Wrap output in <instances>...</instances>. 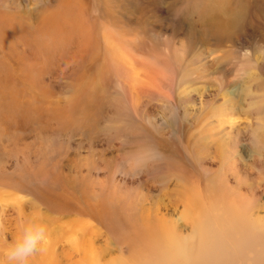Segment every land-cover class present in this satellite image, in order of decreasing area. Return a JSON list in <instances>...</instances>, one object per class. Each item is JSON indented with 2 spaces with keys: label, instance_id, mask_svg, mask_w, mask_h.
<instances>
[{
  "label": "rangeland",
  "instance_id": "1",
  "mask_svg": "<svg viewBox=\"0 0 264 264\" xmlns=\"http://www.w3.org/2000/svg\"><path fill=\"white\" fill-rule=\"evenodd\" d=\"M204 210L264 231V0H0V264L185 263Z\"/></svg>",
  "mask_w": 264,
  "mask_h": 264
},
{
  "label": "bare ground",
  "instance_id": "2",
  "mask_svg": "<svg viewBox=\"0 0 264 264\" xmlns=\"http://www.w3.org/2000/svg\"><path fill=\"white\" fill-rule=\"evenodd\" d=\"M235 21L236 18L230 14L228 16L222 14V12H211L204 20L211 32L216 31L221 34H228L233 31L232 29L235 25ZM156 73L159 74V72ZM158 74L156 75L157 77L152 76V83H164L165 86H171L172 76H166L162 72L159 75ZM155 93L156 92H153V90H150V94ZM132 107L133 105H131V103L129 104L126 102L123 107L124 113L134 116L131 112L133 110ZM255 215L258 214L256 213ZM203 216L206 221H204L205 226L203 227L201 235L198 237L199 241L196 248L197 255L194 258H189L187 262L181 264H234L236 258L242 255L245 256V251H249L252 254L251 264H264L263 230H247L242 228L245 227L241 225L242 223L239 224L235 221L227 223L222 229L221 222L216 221L215 225L212 223L211 215L208 210H204ZM258 217L259 216H255V219L253 217L251 220L253 222H258ZM169 249L174 250L171 246ZM178 251L179 249L175 250V252ZM150 255L156 258L152 263L160 261L159 258H161V256L156 252L155 254Z\"/></svg>",
  "mask_w": 264,
  "mask_h": 264
},
{
  "label": "clouds",
  "instance_id": "3",
  "mask_svg": "<svg viewBox=\"0 0 264 264\" xmlns=\"http://www.w3.org/2000/svg\"><path fill=\"white\" fill-rule=\"evenodd\" d=\"M45 233L46 228L43 225H33L25 229L22 237L8 251L9 264H27L37 247L45 241Z\"/></svg>",
  "mask_w": 264,
  "mask_h": 264
}]
</instances>
